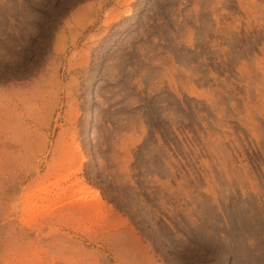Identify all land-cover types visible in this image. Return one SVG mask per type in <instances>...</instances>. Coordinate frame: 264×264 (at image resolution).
<instances>
[{
  "label": "rangeland",
  "instance_id": "obj_1",
  "mask_svg": "<svg viewBox=\"0 0 264 264\" xmlns=\"http://www.w3.org/2000/svg\"><path fill=\"white\" fill-rule=\"evenodd\" d=\"M0 264H264V0H0Z\"/></svg>",
  "mask_w": 264,
  "mask_h": 264
},
{
  "label": "bare ground",
  "instance_id": "obj_2",
  "mask_svg": "<svg viewBox=\"0 0 264 264\" xmlns=\"http://www.w3.org/2000/svg\"><path fill=\"white\" fill-rule=\"evenodd\" d=\"M128 12H129V9H126L124 13L128 14ZM110 18H112V17H110ZM107 22H108V21H107ZM84 188H87V187L84 186ZM88 188H89V187H88ZM88 188H87V189H88ZM89 189H90V188H89ZM89 189H88V190H89ZM89 191H90V192L92 191V192L94 193V197H95L96 200L99 199V194H98L97 190H89ZM89 191H88V192H89ZM92 192H91V193H92ZM92 195H93V194H92ZM92 197H93V196H92ZM94 197H93V198H94ZM100 203H101V202H100Z\"/></svg>",
  "mask_w": 264,
  "mask_h": 264
}]
</instances>
